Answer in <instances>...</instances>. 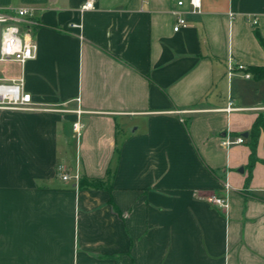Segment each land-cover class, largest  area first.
I'll return each mask as SVG.
<instances>
[{
	"label": "crops",
	"instance_id": "obj_1",
	"mask_svg": "<svg viewBox=\"0 0 264 264\" xmlns=\"http://www.w3.org/2000/svg\"><path fill=\"white\" fill-rule=\"evenodd\" d=\"M82 2L0 0L38 21L35 58L0 80L59 110L0 111V264H264V0Z\"/></svg>",
	"mask_w": 264,
	"mask_h": 264
},
{
	"label": "built area",
	"instance_id": "obj_2",
	"mask_svg": "<svg viewBox=\"0 0 264 264\" xmlns=\"http://www.w3.org/2000/svg\"><path fill=\"white\" fill-rule=\"evenodd\" d=\"M96 0H83L79 7L81 12L94 9ZM178 6L182 5V1L177 2ZM192 12L200 11V0H189ZM175 24L173 31L179 32L181 28L187 27L188 22L179 10H175ZM253 25L256 20H252ZM38 26L34 10L30 7H9L0 9V63L2 64H18L23 67L27 62L33 60L36 55L37 46L33 39L34 28ZM72 27H78L72 24ZM237 73L244 78L249 79L250 75L246 67L242 64L235 63L231 58L227 61V77L231 79ZM79 104V99L76 100ZM0 111H16V112H59L50 107H38L32 102L30 94L24 90L23 78L0 80ZM224 111L229 114L235 111L233 103L229 100ZM76 121L72 124V132L74 139L79 142L82 131L84 129L83 115L86 114L80 108L74 112ZM243 138L229 140L226 138L222 145L229 147L231 145L243 144ZM56 172L60 175L62 181H68L70 176L65 174L62 166L56 168ZM75 182L78 181L74 177ZM225 188H228L226 185ZM207 202L219 209L226 210L227 202L224 198L210 197Z\"/></svg>",
	"mask_w": 264,
	"mask_h": 264
},
{
	"label": "trees",
	"instance_id": "obj_3",
	"mask_svg": "<svg viewBox=\"0 0 264 264\" xmlns=\"http://www.w3.org/2000/svg\"><path fill=\"white\" fill-rule=\"evenodd\" d=\"M256 37L259 39L260 43L263 45L262 41L259 38V35L256 33ZM248 72H250L254 79L256 80H264V69H258V68H251ZM261 132H264V113L260 114L254 121L250 135H249V141H248V148L250 151L249 154V165L252 166L254 162L256 161V145L258 136Z\"/></svg>",
	"mask_w": 264,
	"mask_h": 264
},
{
	"label": "rangeland",
	"instance_id": "obj_4",
	"mask_svg": "<svg viewBox=\"0 0 264 264\" xmlns=\"http://www.w3.org/2000/svg\"><path fill=\"white\" fill-rule=\"evenodd\" d=\"M7 68H8V65L0 63V76L1 77H6L9 75L8 72L6 71Z\"/></svg>",
	"mask_w": 264,
	"mask_h": 264
},
{
	"label": "water",
	"instance_id": "obj_5",
	"mask_svg": "<svg viewBox=\"0 0 264 264\" xmlns=\"http://www.w3.org/2000/svg\"><path fill=\"white\" fill-rule=\"evenodd\" d=\"M244 137H247V135H246V134H244ZM240 172L242 173V170H240Z\"/></svg>",
	"mask_w": 264,
	"mask_h": 264
}]
</instances>
